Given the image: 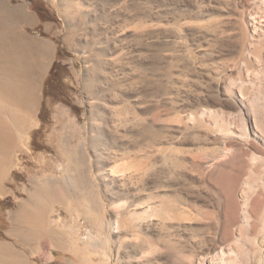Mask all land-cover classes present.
Instances as JSON below:
<instances>
[{
    "label": "rangeland",
    "instance_id": "rangeland-1",
    "mask_svg": "<svg viewBox=\"0 0 264 264\" xmlns=\"http://www.w3.org/2000/svg\"><path fill=\"white\" fill-rule=\"evenodd\" d=\"M6 1L34 17L19 28L39 41L45 69L34 120L0 182V244L30 264H80L78 253L84 264H178L160 240L167 236L180 240L184 262H207L233 243L226 256L235 264H264V210H249L248 224L241 201L252 179L251 195L264 191V158H252L264 157V33L249 26L261 0ZM62 134L82 144L100 221L91 223L67 179L50 211L79 241L23 243L9 233L11 214L33 181L74 170Z\"/></svg>",
    "mask_w": 264,
    "mask_h": 264
},
{
    "label": "bare ground",
    "instance_id": "bare-ground-1",
    "mask_svg": "<svg viewBox=\"0 0 264 264\" xmlns=\"http://www.w3.org/2000/svg\"><path fill=\"white\" fill-rule=\"evenodd\" d=\"M261 2L262 4L254 9L249 16V26L252 32L257 36L263 35L264 33V0H261ZM33 22L34 17L26 10L23 4L11 6L6 0H0V182L5 168L9 163L10 154L17 145L23 144V139L26 137L25 127L34 120L40 77L45 69V64L41 59L42 54L38 51L39 41L27 37L19 28V25L22 23L32 24ZM43 54L45 55L46 53ZM228 134L235 135L230 128H228ZM59 138L62 142L61 144L66 148V151H74L76 154V157H73L74 159L72 160L75 163L74 170L71 169L73 171L71 173L68 172L69 174H66L65 177L57 175L50 176L47 174L34 180L32 189L28 192V197L24 199V201L20 203L18 209L11 214V218L15 222V230L9 233L12 234V236L13 234L18 235L23 243L28 240L30 241L32 238L44 239L55 248L70 249L81 237L78 233L79 230L76 228L77 231L75 229H70L67 225L60 223V220L55 223V221L52 220V213L50 211V206L54 204L60 196H63V193L64 195L68 193L69 184H67V181L72 179L74 180L73 182L77 184L80 196L86 204V206H84L86 209L85 214H87L91 223L95 224L98 220L100 221L101 210H98V201L94 190L90 189V185H87L85 181L87 176L85 177L83 172L85 169L83 170L81 167L85 158L82 144L76 142L77 140L75 141L76 144H74V141H72L69 136L67 137V135L65 136L62 134ZM252 158L253 162L257 163L262 161L264 157L254 152ZM126 169H128V166ZM68 175L69 178H67ZM246 183H251V187L248 184L242 189L241 201L243 203L244 218L249 224L252 217L249 210H252V212L255 210H264V191L251 195L252 190H256L255 187L257 183L253 179ZM262 184L264 185V180H262ZM164 211L165 210H159L156 212L159 218L158 220L162 224L167 222L166 220L169 218L168 212L166 213ZM173 211H175L173 215L176 217L177 211ZM123 214L122 212L120 216L123 217ZM124 220L122 218L115 219L114 226L116 232L122 230ZM129 222L132 223V221ZM130 225L134 227L133 224ZM166 237L167 236L161 237L160 240L164 242V246L168 250L166 253L167 257L171 258L175 263L235 264L232 258H227L226 256L227 252L228 255L235 252L236 249H234L235 245H233V243H229L230 245H228V247H221L219 254L215 257H210L207 262H199L196 255H192L193 258L189 257V261L184 262L181 257L182 245L180 240L178 241L173 238V240L166 239ZM169 237L171 238V236ZM150 244H152L150 247L157 246L153 241H150ZM258 244L262 246L263 240H259ZM12 246L13 245H10V243L0 244V264H30L24 257L26 255L22 254V251L18 252L20 250H16V248ZM78 254L80 264H84V254Z\"/></svg>",
    "mask_w": 264,
    "mask_h": 264
}]
</instances>
